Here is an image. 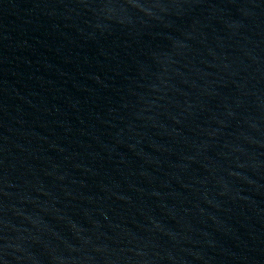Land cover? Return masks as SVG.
I'll use <instances>...</instances> for the list:
<instances>
[{"label": "water", "instance_id": "1", "mask_svg": "<svg viewBox=\"0 0 264 264\" xmlns=\"http://www.w3.org/2000/svg\"><path fill=\"white\" fill-rule=\"evenodd\" d=\"M264 77V0H201Z\"/></svg>", "mask_w": 264, "mask_h": 264}]
</instances>
